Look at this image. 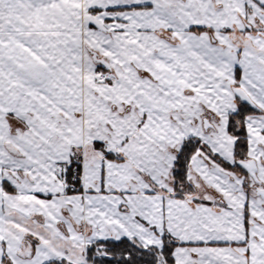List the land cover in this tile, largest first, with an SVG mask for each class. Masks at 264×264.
Returning <instances> with one entry per match:
<instances>
[{
    "label": "snow or ice",
    "instance_id": "1",
    "mask_svg": "<svg viewBox=\"0 0 264 264\" xmlns=\"http://www.w3.org/2000/svg\"><path fill=\"white\" fill-rule=\"evenodd\" d=\"M0 264H264V0H0Z\"/></svg>",
    "mask_w": 264,
    "mask_h": 264
}]
</instances>
